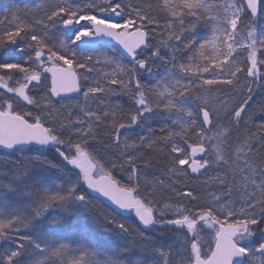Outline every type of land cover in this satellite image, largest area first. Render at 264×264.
<instances>
[{
  "label": "snow or ice",
  "instance_id": "6c2138e0",
  "mask_svg": "<svg viewBox=\"0 0 264 264\" xmlns=\"http://www.w3.org/2000/svg\"><path fill=\"white\" fill-rule=\"evenodd\" d=\"M0 152V264H264V0H12Z\"/></svg>",
  "mask_w": 264,
  "mask_h": 264
},
{
  "label": "trees",
  "instance_id": "16d2710c",
  "mask_svg": "<svg viewBox=\"0 0 264 264\" xmlns=\"http://www.w3.org/2000/svg\"><path fill=\"white\" fill-rule=\"evenodd\" d=\"M12 2V0H0V10L8 7L10 5V3ZM20 3H33L34 0H19ZM38 2V0H37ZM118 99V98H117ZM125 103V107L128 106L126 101H122ZM3 156V153L0 152V157ZM44 156L47 157V159L52 160L53 162H58L59 158L56 156V154L54 152L51 151H46L44 153ZM4 170H7L8 165H4ZM154 171H157L158 174L161 171L160 169H154ZM52 174H55V170H53ZM117 178H121L122 177V173H114ZM112 207L106 203H104L102 200H100L99 202V210L101 211H107V212H112ZM121 221H126L128 223H135L134 219H133V215H129V216H119L118 217Z\"/></svg>",
  "mask_w": 264,
  "mask_h": 264
},
{
  "label": "water",
  "instance_id": "95a60500",
  "mask_svg": "<svg viewBox=\"0 0 264 264\" xmlns=\"http://www.w3.org/2000/svg\"><path fill=\"white\" fill-rule=\"evenodd\" d=\"M101 200H102L104 203L110 205L112 208L114 207L113 205H111V203H110L109 201H107L106 198H101ZM124 215H125V216H129V215H132V214L125 213Z\"/></svg>",
  "mask_w": 264,
  "mask_h": 264
}]
</instances>
